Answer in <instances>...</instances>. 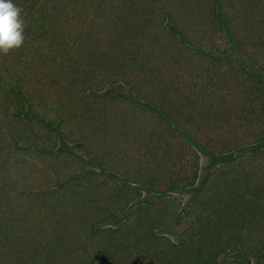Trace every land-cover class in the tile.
I'll return each mask as SVG.
<instances>
[{
	"label": "trees",
	"instance_id": "trees-1",
	"mask_svg": "<svg viewBox=\"0 0 264 264\" xmlns=\"http://www.w3.org/2000/svg\"><path fill=\"white\" fill-rule=\"evenodd\" d=\"M13 2L0 264H264V0Z\"/></svg>",
	"mask_w": 264,
	"mask_h": 264
},
{
	"label": "clouds",
	"instance_id": "clouds-1",
	"mask_svg": "<svg viewBox=\"0 0 264 264\" xmlns=\"http://www.w3.org/2000/svg\"><path fill=\"white\" fill-rule=\"evenodd\" d=\"M21 11L13 0H0V54L19 48L24 42Z\"/></svg>",
	"mask_w": 264,
	"mask_h": 264
},
{
	"label": "rangeland",
	"instance_id": "rangeland-1",
	"mask_svg": "<svg viewBox=\"0 0 264 264\" xmlns=\"http://www.w3.org/2000/svg\"><path fill=\"white\" fill-rule=\"evenodd\" d=\"M262 146H264V143L262 144ZM216 161L211 158L210 156H208L206 153H200V172H199V179H201L207 170L213 168L216 165ZM188 198V194L184 195V202H186ZM182 224V223H181ZM184 224V223H183ZM168 237H170L171 239H174V237L168 233H165ZM254 261V264H256V261Z\"/></svg>",
	"mask_w": 264,
	"mask_h": 264
}]
</instances>
